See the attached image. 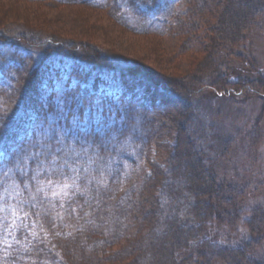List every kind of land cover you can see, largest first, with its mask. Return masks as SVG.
Listing matches in <instances>:
<instances>
[{"label":"trees","instance_id":"obj_1","mask_svg":"<svg viewBox=\"0 0 264 264\" xmlns=\"http://www.w3.org/2000/svg\"><path fill=\"white\" fill-rule=\"evenodd\" d=\"M75 1L56 0L61 4ZM92 1L110 10L120 24L128 21V14L139 12L146 32L164 33L176 19L175 0H124L126 3L104 0L105 6L103 2ZM262 1L225 0L222 3L220 34L226 35L228 43L235 42L238 31L244 26L253 24L256 6ZM154 13L157 16L153 18ZM11 26L0 36V47L12 48V57H3L0 64L3 68L0 74V142L9 136L13 126L26 122L20 118L22 112H18L22 109H18L20 81L26 85V91L31 80L30 90L37 91L34 104L37 116L26 138L17 144L14 142L16 148L8 157L0 156V264H212L211 257L225 264H264L259 247L250 243L255 241L258 245L264 239V228L260 225L254 228L249 239L247 236L241 238L242 247L231 248L216 245L215 240L208 241L206 226L212 219L230 220L226 217L231 212L225 200L232 201L233 196L227 191L230 188L227 182L215 179L209 172L204 150L197 146L199 138L189 132L180 135L183 146L170 166L172 184L161 203L150 192L156 183L167 179L161 174L151 175L154 181L144 183L145 171L135 174L134 182L141 186L137 193L131 184L128 186L130 193L123 196L119 185L96 171L90 172V182L88 176L91 174L81 175L76 186L71 184L69 194L63 195L65 198L57 193L50 195L46 185L50 182L64 185L68 181L67 177L56 179L54 170L59 168L51 169L52 157L65 153L62 147L96 157L114 156L120 151V143L136 137L139 146L148 148L151 145L145 141L149 136L146 132L148 104L141 101L145 109L141 107L139 111L130 103L134 96L129 90L134 89L136 81L134 84L126 82L128 92L121 90L125 96H121L122 102L116 99L119 94L110 95L105 88L100 89L115 75L123 77L125 65L118 67L119 71H107V76H90L91 69H80L72 75V67L67 70L56 66L55 62L65 56L58 52L59 55H54L51 46L36 49L35 55L32 48L21 44L24 40L20 27ZM30 34L43 35L37 31ZM23 54L29 57L28 61L37 60L36 64L27 65ZM24 65L27 66L25 70L22 69ZM205 67L212 77L215 64L209 62ZM129 76L133 78L132 74ZM191 106L187 101L182 112L170 119L177 129L191 123L192 115L188 113ZM138 113L142 116L138 131H143V136L132 129ZM13 137L6 141L11 138L12 141ZM58 162L59 159L56 164ZM181 198L187 203L184 211L181 202L178 204ZM159 208L168 211L160 219L155 215ZM169 210L173 215L168 214ZM123 240L124 247L113 251L112 248Z\"/></svg>","mask_w":264,"mask_h":264},{"label":"rangeland","instance_id":"obj_2","mask_svg":"<svg viewBox=\"0 0 264 264\" xmlns=\"http://www.w3.org/2000/svg\"><path fill=\"white\" fill-rule=\"evenodd\" d=\"M224 1L175 0L176 19L164 33H160L146 32L139 12L128 14V21L122 25L113 18L110 10L99 7L92 0H77L70 4H61L56 0H0V36L6 34L4 29L10 25H17L24 40L21 44L32 48L35 55L36 49L51 46L54 55L58 52L65 56L55 62L56 66L68 70L76 62L88 64L92 70L90 76H107V71H119L118 67L130 65V71L122 68L123 72H131L135 78L133 81L137 83L134 89L129 90L134 96V100L129 102L139 111L141 107L144 108L141 101L148 104L146 132L149 136L145 141L151 145L147 149L139 146L136 137L120 143V151L114 156L96 157L90 153L74 155L69 154V148L62 147L65 153L56 156L59 162L55 168L59 169L54 172L56 179L67 177L68 181L63 183L64 180H61L64 185L56 182L46 185L50 195L69 194L74 176H79L76 180L79 182L81 175L96 171L119 185L123 196L130 193L128 186L131 184L137 193L141 186L139 182H134L135 174L145 171L144 183L154 181L153 175L161 174L167 179L156 183L150 192L161 203L172 184L170 166L183 146L180 145V135L189 132L199 138L197 146L204 150L207 157L205 166L209 172L215 179L227 182L231 188L227 191L233 196L232 201L225 200L231 212L226 217L230 220L233 218L232 221L212 219L206 226L209 230L208 241L215 240L216 245L231 248L242 247L241 238L247 236L249 239L259 225L264 228V0L256 6L253 24L238 31L232 43H228L226 35L220 34V11ZM97 2H103L105 6L104 0ZM155 16L156 13L153 18ZM32 31L43 35L35 36L30 34ZM11 50L9 46L0 47V64L3 57H12ZM25 58L27 65L37 61ZM209 62L216 66L212 77L205 67ZM26 67L24 65L22 69ZM2 69L0 66V74ZM117 76L106 81L107 85H102L100 89L105 88L110 95L119 94L116 99L122 102L121 96H125L121 90L128 92L125 88L127 84L122 76ZM20 85L18 109H22L18 112H22L20 118L26 122L13 126L9 136L0 142L2 157H8L16 148L15 144L26 138L37 116L34 107L37 91L30 90L31 80L26 91L23 81H20ZM146 86H149V90H156L157 97L150 98L143 90ZM162 97L174 101L161 110H154L152 101L159 105ZM187 101L192 105L188 110L192 115L191 123L186 124V128L177 129L170 119L183 110ZM141 121L142 116L138 113L132 128L138 136L144 135L143 131H138ZM10 136L15 137L12 141V138L6 141ZM65 159L68 165L61 168ZM73 168L78 172H73ZM88 180H92V174ZM66 184L69 186L65 187ZM180 202L184 211L187 203L182 198L178 204ZM166 212L159 208L155 215L160 219ZM168 214L173 215V212L169 210ZM250 243L259 247V254L264 256V239L258 245L255 241ZM124 245L123 240L112 250H120ZM210 259L212 264L226 263L212 257ZM261 260L264 262V258L261 257Z\"/></svg>","mask_w":264,"mask_h":264},{"label":"bare ground","instance_id":"obj_3","mask_svg":"<svg viewBox=\"0 0 264 264\" xmlns=\"http://www.w3.org/2000/svg\"><path fill=\"white\" fill-rule=\"evenodd\" d=\"M124 69H130L131 70V68H132V66H130V65H128L126 68H125V66L123 67ZM80 69H83V70H86V69H90L89 68V65L88 64H82V63H75V65H73L72 66V75H74L75 73L74 72H76V71H78V70H80ZM130 70H128V71H130ZM130 74H132L131 72H129ZM129 76V74H128V72H125L124 74H123V77H125V79H126V82H131L132 81V83L134 84V81H133V78L132 77H128ZM145 87V86H144ZM145 92L147 91V93L149 94V97L151 98H153L154 96H156L157 97V92H156V90H154V91H152L151 89V91L149 90V86H146V88H144L143 89ZM149 91V92H148ZM172 101H174V99H167V98H164V97H162L161 98V102H160V104L158 105L157 103H156V101H152V103H151V105H152V107H155L154 108V110H161V109H163V106H167L168 104H170ZM162 105V107H159V106H161ZM165 108V107H164Z\"/></svg>","mask_w":264,"mask_h":264},{"label":"snow or ice","instance_id":"obj_4","mask_svg":"<svg viewBox=\"0 0 264 264\" xmlns=\"http://www.w3.org/2000/svg\"><path fill=\"white\" fill-rule=\"evenodd\" d=\"M57 151H59V150H57ZM83 151H86V150H83ZM69 154L80 155V152H77V151L73 148V149H70V153H69ZM56 161H57V157L54 155V156L52 157V160H51V164H52V166H53L54 168L57 166ZM64 165H68V160H67V159H65V160L63 161V164H61L60 167L63 168ZM69 167H71V165H69ZM72 170H73V172H78V169L73 168ZM78 179H79V176H78V175H76V176L73 177V186H76L75 182H76V180H78ZM68 186H69V185H67V184L65 185V187H68Z\"/></svg>","mask_w":264,"mask_h":264}]
</instances>
